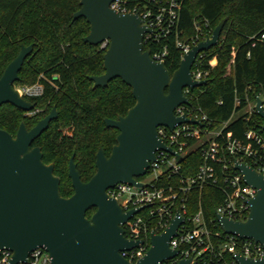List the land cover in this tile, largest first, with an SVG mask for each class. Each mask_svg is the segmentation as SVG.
<instances>
[{
  "label": "water",
  "instance_id": "1",
  "mask_svg": "<svg viewBox=\"0 0 264 264\" xmlns=\"http://www.w3.org/2000/svg\"><path fill=\"white\" fill-rule=\"evenodd\" d=\"M113 0H80V8L73 19L84 17L90 25L84 42L98 46L108 40L103 56L104 73L89 76L94 87H105L120 78L132 89L135 104L125 115L116 119L105 118L107 127L118 130L116 142L109 155L103 149L96 154V171L83 181L74 162L69 159L68 175L74 193L63 197L60 178L54 173V164L43 161V152L34 141L58 118L55 107L35 126L28 129L22 122L12 135L0 128V252H13L10 264L26 261L35 248H44L50 264H161L178 257L179 251L170 248L184 217L177 214L170 226L161 234H151L150 247L143 257L130 262L121 255L124 250L138 247L143 241L125 237L124 225L141 210H124L106 190L125 182L142 186L137 179L143 177L155 160L158 149L176 154L159 138L158 126L173 129L183 122L197 120L177 117L174 109L188 100L183 93L206 85L207 81H194L191 67L197 55L219 42L225 19L214 28L212 36L194 45L181 59L171 74L165 62L156 61L144 46V33L149 29L137 14L120 13L110 8ZM33 45H22L17 56L0 76V106L10 103L30 111L35 103L19 94L15 83L25 59ZM256 111L263 120L262 100L256 96ZM246 183L257 192L249 200L250 212L245 221L216 214L220 227L227 234L253 239L264 246V175L245 163L236 162ZM95 208L90 218L86 213ZM238 264H264V257L245 258L237 255ZM181 258L178 264H190ZM192 264H196L193 262Z\"/></svg>",
  "mask_w": 264,
  "mask_h": 264
},
{
  "label": "trees",
  "instance_id": "2",
  "mask_svg": "<svg viewBox=\"0 0 264 264\" xmlns=\"http://www.w3.org/2000/svg\"><path fill=\"white\" fill-rule=\"evenodd\" d=\"M79 8L80 0H0V76L21 46L32 44L33 50L15 86L40 83L44 88L41 96L28 98L36 105L35 114L27 116L10 103L1 105L0 128L15 136L22 122L30 129L56 108L58 118L51 121L33 146L41 148L45 163L54 164L63 197L74 193L68 175L71 156L74 154L82 180L88 181L96 171L98 150L109 155L116 142L118 130L107 127L104 119L123 116L135 104L132 89L120 78L105 87H94L89 80V76L104 73L106 50L84 42L90 25L84 17L73 19ZM196 17L208 20L213 30L226 20L219 43L206 52L203 60V67L209 71L207 83L191 92L194 103L214 120L213 127L217 128L230 118L236 98L243 107L264 92V0H184L178 27L182 39L194 35ZM175 38L172 35L167 42L165 64L171 74L181 61ZM162 44L163 41L148 43L145 49L153 53ZM255 116L262 127L263 120ZM248 127L238 117L224 133L242 138ZM201 163L198 151L187 154L181 174L186 178L195 176ZM222 200V192L214 187L193 188L186 203L187 216L201 209L207 223L221 231L215 211ZM94 211L95 208L88 210L87 217ZM221 234L224 235L222 231Z\"/></svg>",
  "mask_w": 264,
  "mask_h": 264
},
{
  "label": "built area",
  "instance_id": "3",
  "mask_svg": "<svg viewBox=\"0 0 264 264\" xmlns=\"http://www.w3.org/2000/svg\"><path fill=\"white\" fill-rule=\"evenodd\" d=\"M184 0H113L110 8L120 13L137 14L142 24L149 29L144 33L146 44H164L151 51L154 60L165 62L168 48L167 42L172 35L176 36L175 46L180 51L181 59L196 44L210 38L213 29L210 22L195 18L194 35L182 39V31L178 32L181 9ZM264 40V33L261 35ZM219 43V42H218ZM100 49L106 50L109 41L105 40ZM206 51L200 52L191 67L194 81L208 79L209 71L203 67ZM203 87V86H200ZM15 88L23 97H37L43 92L40 83L18 86ZM189 87L183 89L188 102L174 109L177 117L197 120L198 123L183 122L173 129L158 126L157 132L166 146L176 154L158 149L155 160L150 163L147 173L137 179L142 186L125 182L117 183L106 190L109 197L117 200L126 211L141 208L124 225L125 237L133 241H143L138 247L124 250L121 255L130 262H136L144 256L150 247L151 234H161L171 224L177 214L184 217L176 235L170 242V248L179 251L178 257L163 261L161 264H178L181 258H190L196 264H238L237 255L245 258L259 259L264 257V246L253 239L240 238L235 234H227L214 230L207 223L203 211L187 216L186 203L191 189H202L211 186L223 194L222 202L217 206L215 214L229 219L245 221L250 212L249 200L257 190L248 185L242 173L235 168L236 162L245 163L264 175V130L259 127L255 115L256 99L247 101L241 107V100L235 99V106L229 119L214 128V120L195 99ZM264 108V92L259 96ZM242 117L248 129L242 138L225 134L224 130L236 118ZM198 151L202 163L193 177L181 174L182 160L187 154ZM211 223L214 224L212 221ZM13 252L3 249L0 252V264H10ZM49 253L41 247L33 249L26 261L16 264H50Z\"/></svg>",
  "mask_w": 264,
  "mask_h": 264
},
{
  "label": "flooded vegetation",
  "instance_id": "4",
  "mask_svg": "<svg viewBox=\"0 0 264 264\" xmlns=\"http://www.w3.org/2000/svg\"><path fill=\"white\" fill-rule=\"evenodd\" d=\"M42 85V84H41ZM43 92H44V88H43ZM43 92H42V94H43ZM41 94V95H42ZM40 95V96H41ZM37 97H39V96H37ZM37 97H24L25 99H27L28 101H30L28 98H37ZM31 102V101H30ZM34 103V102H33ZM37 112V110H36V105H35V108L34 109H32V110H30V111H25V115L26 114H29L30 113V115H32V114H35Z\"/></svg>",
  "mask_w": 264,
  "mask_h": 264
},
{
  "label": "rangeland",
  "instance_id": "5",
  "mask_svg": "<svg viewBox=\"0 0 264 264\" xmlns=\"http://www.w3.org/2000/svg\"><path fill=\"white\" fill-rule=\"evenodd\" d=\"M16 87H18V86H16ZM27 116H29L30 115V113L29 114H26Z\"/></svg>",
  "mask_w": 264,
  "mask_h": 264
}]
</instances>
